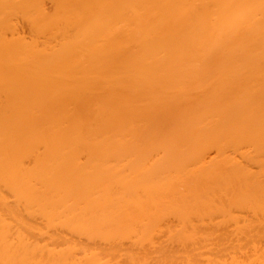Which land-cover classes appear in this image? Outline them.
Here are the masks:
<instances>
[{
	"label": "bare ground",
	"instance_id": "bare-ground-1",
	"mask_svg": "<svg viewBox=\"0 0 264 264\" xmlns=\"http://www.w3.org/2000/svg\"><path fill=\"white\" fill-rule=\"evenodd\" d=\"M0 184V264H112L63 231L40 242L23 211L121 259L128 241L124 264H197L237 207L240 249H259L264 0H0Z\"/></svg>",
	"mask_w": 264,
	"mask_h": 264
},
{
	"label": "rangeland",
	"instance_id": "rangeland-1",
	"mask_svg": "<svg viewBox=\"0 0 264 264\" xmlns=\"http://www.w3.org/2000/svg\"><path fill=\"white\" fill-rule=\"evenodd\" d=\"M48 4H47V6H48V9H49V11L51 12V13H54V12H52V11H54V7L52 6V4L50 3V2H47ZM52 10V11H51ZM19 18V19H18ZM18 18H17V20H18V28L20 29L19 31H20V33H23L22 35H25L27 38H28V40H34V38H36V37H34V36H36V35H34L31 31H29L30 29L28 28V26H27V24H26V22L23 20L24 19V17H22L21 15L20 16H18ZM24 30V31H23ZM34 35H32V34ZM46 34H48V33H45V35L44 36H41V35H43V33H41V35L40 34H38L39 35V38H41V37H43V41L44 42H47V41H45V39L47 38V40H52L53 38L51 37V35L50 34H48V35H46ZM33 38H32V37ZM46 36V38L44 39V37ZM31 37V38H30ZM36 41H38L39 39H38V36H37V38L35 39ZM42 40H39V41H41V42H43ZM49 40V41H50ZM54 40V39H53ZM41 42H39V43H41ZM52 42H54L55 43V41H52ZM244 151H245V149H244ZM238 152V151H237ZM241 152H242V149H241ZM213 153L214 154H212V155H215V152L213 151ZM239 154H241V153H236V155H238V158H240L241 159V155H239ZM244 158H242L241 160H243ZM244 161V163L246 162V160H243ZM27 162H28V164H29V166L32 164V162H30L29 160H27L26 161V164H27ZM257 167V169H255V171L256 170H258V168H259V166L257 165V164H253V165H251V168L254 170V168H256ZM0 189H1V191H3L7 196H9L8 198L9 199H11L12 197H13V195L7 190V189H5V188H3V186L0 184ZM8 199V200H9ZM9 202L10 203H12V204H15V202H14V199H12V200H9ZM241 209H239V208H237V207H233V209H232V212L233 211H235V212H237V213H242L241 215L240 214H238L237 215V213H236V215H233L236 219H234V220H232L229 224H228V230H229V232L231 233V231L233 232V234L231 235V237H230V239L232 240V242L230 241V239H228V244L227 243H225V245H222V246H220V248H222L223 249V251H222V253L223 254H221V255H218V253H219V246H218V248H214V249H208L207 248V246L209 245H213V243L214 242H217L218 241V239H217V241L215 240L214 241V239H216L217 237V234L216 235H214V236H212L213 237V239H212V241L211 242H213V243H208L207 244V246H206V248L204 247L201 251H200V253L203 255H205L206 253H208L207 255H209V254H211L213 257L212 258H210V259H212V261H210L208 258V260L210 261H208L206 258H204L201 254H199L200 256H202L203 257V259L202 258H200V256H198V259L199 260H197L198 261V263L199 264H202V261H200L201 259L203 260V264H221V263H226V262H228V260H229V258H231V261H233V260H247V259H250V258H248V257H252V258H254L253 256H256V254L258 253V254H260V253H263L264 252V238H262L261 236V238H259L258 237V239H257V241H256V246H257V248H258V246H259V249H255V246H252L251 244H248L246 247H244V249H240V244H238V242H239V239H240V242L243 240L244 242H245V238H244V234L243 233H241L240 232V227L241 226H243L244 227V225L247 223V220H246V216L248 215V217L250 218H252L253 219V215L251 214V212L250 213H248V211H245L244 209H242L241 211H240ZM239 211V212H238ZM41 215H43V214H41ZM43 217H45V216H41L40 217V215H35V217H30L29 215H27V212H25V211H23V213H22V218L25 220H27L26 222H28L29 224H31V225H34L35 226V223H38V227H40L41 226V228H42V226H43V228H47V230L49 231V233L44 229V232H47L49 235L51 234V233H53V234H51L50 235V237L48 238V234L47 233H45L44 234V232H43V236L41 237V233H39L38 234V232L37 231H35V229L37 228L36 226V228L35 229H32V230H34V232L37 234V235H40V236H38L37 238L40 240V242L42 241V242H45V241H47L48 239H49V241L51 240L50 238H51V236L52 235H54V237H55V235H56V237H59L58 236V234L60 235V236H62V235H64L65 233V235H66V238H65V240H68L69 241V239L72 241L73 239H74V241L72 242V243H74V242H76L75 240H77L78 239V237H79V239L81 238V240L79 241V240H77V242L76 243H74V244H82V246L81 245H79V246H81V248H84L85 249V247L88 249V247L87 246H89V248L91 247H93L92 245L93 244H95L96 245V247L97 246H99L98 248H99V251H98V248H96L95 246H94V249H97L96 251H98L99 253H104L103 254V256H105V258L107 259V260H109V259H111V263L113 264V262H114V264L117 262V264L121 261V262H123V263H119V264H124V258L126 257V260L125 261H128L127 260V256H123L124 254L125 255H127V253H125L127 250V252H129V251H133V252H137L136 251V249H135V247H133L132 245H131V243H128V241H126V246L128 247V248H125V252L123 253V255H122V253H121V256H122V259H121V257L119 256L120 255V252H118L119 253V255H118V253H115V254H113L111 251H109V246H107L108 244L107 243H105L104 241H100V240H97L98 242H94V241H91L90 239L88 240V238L86 237V236H79L77 233H75V232H72L71 233V231H68V229H65V228H63V227H58V228H55L54 226V228L52 227V226H50V223L49 222H42L44 219L46 220V218H43ZM215 218H222V216H219V215H216V216H214ZM247 217V218H248ZM41 218H42V220H41ZM207 218V219H206ZM210 217L209 216H205V217H203V219H204V221L206 220V222H208L209 224H210V226H212L213 228H215L216 227V224H218V223H216V222H218L219 221V219H218V221L216 220V222L214 221V222H212V223H210V221H208V219H209ZM214 218V219H215ZM220 218V220H222ZM248 218V219H249ZM250 218V219H251ZM40 221H39V220ZM171 219V220H170ZM213 219V220H214ZM251 219V220H252ZM11 220V219H10ZM30 222H29V221ZM223 220H224V218H223ZM13 221V220H12ZM170 221H172V226H175L174 224H177V220H175L174 218H169L168 219V221H166V222H169V224L168 225H170ZM175 221V222H174ZM198 221V220H197ZM240 222V224H238V226H239V228H238V226H236L238 229H235V226H233L234 228L232 229V230H230L231 229V227H232V225L234 224V225H236V223H239ZM33 222H35L34 224H33ZM202 222V220H199L198 221V223L200 224ZM220 222V221H219ZM46 223H48L49 224V226H50V228H48V225H46ZM208 223H201V225H199L198 224V227L200 228V230L199 231H201L202 233L203 232H205V231H207V229H208V231L210 232V231H213L214 229H212L210 226L208 227ZM34 226H33V228H34ZM52 227V228H51ZM204 227V228H203ZM230 227V228H229ZM60 228V229H59ZM201 228H203V229H201ZM206 228V229H205ZM210 228L212 229V230H210ZM205 229V230H204ZM32 230H30L29 231V229L27 230L26 229V231L31 235V233H32V236L33 237H35L34 236V234L35 233H33V231ZM38 231H39V229H37ZM52 230H54V231H52ZM61 231V232H58V231ZM235 230V231H234ZM41 231V230H40ZM39 231V232H40ZM51 231V232H50ZM56 231V232H55ZM65 232V233H63V232ZM237 231V232H236ZM26 232V233H27ZM234 232H235V235H234ZM61 233H63L62 235H61ZM164 234V231H161L160 232V234L158 235V236H156V238L160 241V242H162L163 240L165 241V237H163V235L162 234ZM239 235V236H237V234ZM241 235H240V234ZM77 234V235H76ZM204 234V233H203ZM206 234V233H205ZM48 235V236H47ZM64 235V236H65ZM46 236V237H45ZM64 236H63V238H64ZM68 236V237H67ZM71 236V237H70ZM45 237V240L43 239ZM73 237V238H72ZM161 237H163V238H165V239H163V238H161ZM236 237H238V238H236ZM240 237V238H239ZM47 238V239H46ZM62 238V237H61ZM76 238V239H75ZM161 238V239H160ZM238 239V240H237ZM162 240V241H161ZM238 242H237V241ZM71 241H69V242H71ZM80 243H79V242ZM81 241H83V242H81ZM230 241V242H229ZM233 241H235L234 243H233ZM84 242H85V244L87 243V246H85V245H83L84 244ZM239 242V243H240ZM244 242H242V243H244ZM90 243V244H89ZM105 243V244H104ZM101 246H100V245ZM157 244H159V242H157ZM65 246V245H64ZM85 246V247H84ZM104 246H105V248H104ZM131 246V247H130ZM227 246V247H226ZM77 247H78V245H77ZM101 247H103V248H101ZM174 249H176V250H179L180 248L176 245V247H175V245H173L172 246ZM213 247H215V244L213 245ZM130 248H131V250H130ZM210 248V247H209ZM226 248H228V250H231L232 252H230V253H228L227 251H225L226 250ZM263 248V249H262ZM101 249V250H100ZM261 249H262V251H261ZM104 251V252H100V251ZM135 250V251H134ZM108 251H109V253H108ZM122 252V251H121ZM203 252V253H202ZM106 253H108L107 254V256H106ZM249 253H251V254H253V256L251 255V254H249ZM109 254H113L115 257H113V255H109ZM156 254V255H155ZM157 253H153L152 254V258H150L148 261H150L151 262V260L152 259H155V261L153 260L152 262L153 263H150V264H157V261H156V257H157ZM248 255H250V256H248ZM108 256H112V258L111 257H108ZM206 256V255H205ZM234 256V257H233ZM211 257V256H210ZM222 257V258H221ZM114 258H116V259H114ZM117 258H118V261H117ZM112 259H113V262H112ZM121 259V260H120ZM205 260H207V262L206 263H204V261ZM180 261H177V263H175V264H181V263H179ZM229 262H230V260H229ZM129 262H126L125 264H128ZM197 263V264H198ZM130 264V263H129Z\"/></svg>",
	"mask_w": 264,
	"mask_h": 264
}]
</instances>
